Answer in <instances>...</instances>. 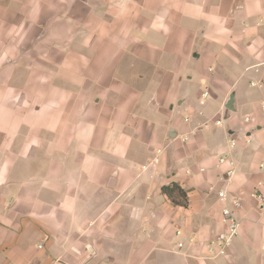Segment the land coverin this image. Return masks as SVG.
Returning a JSON list of instances; mask_svg holds the SVG:
<instances>
[{"label":"crops","instance_id":"0c3cea01","mask_svg":"<svg viewBox=\"0 0 264 264\" xmlns=\"http://www.w3.org/2000/svg\"><path fill=\"white\" fill-rule=\"evenodd\" d=\"M263 98L264 0H0V264H264Z\"/></svg>","mask_w":264,"mask_h":264},{"label":"built area","instance_id":"2783aa9c","mask_svg":"<svg viewBox=\"0 0 264 264\" xmlns=\"http://www.w3.org/2000/svg\"><path fill=\"white\" fill-rule=\"evenodd\" d=\"M208 95L207 91H203L201 97H206ZM260 109L264 112V98L260 101ZM245 121L248 118H244ZM220 120H216L219 123ZM231 146L235 144V140H230ZM160 152V150H157ZM225 164L227 168L223 171L221 180L223 186L221 188H216V196L218 200L222 203L220 209V223L223 229L214 233L205 242V252L207 258H216L219 256H224L227 254L230 245L233 240L239 235V229L241 221L238 218L236 212L242 207L241 198L236 195L233 191L229 189V185L232 183L233 177L235 175V163L229 157V154H222L218 158V165ZM258 169L264 171V158L259 162ZM264 187L263 181H258L254 186L251 196L254 197L260 206H264ZM213 186H209V190H213ZM175 235L177 237L182 236V231L180 229L175 230ZM184 241L179 239L176 242L178 248H182Z\"/></svg>","mask_w":264,"mask_h":264},{"label":"trees","instance_id":"16d2710c","mask_svg":"<svg viewBox=\"0 0 264 264\" xmlns=\"http://www.w3.org/2000/svg\"><path fill=\"white\" fill-rule=\"evenodd\" d=\"M162 192L167 195L170 201L176 205H187L186 191L177 183L172 182L161 187Z\"/></svg>","mask_w":264,"mask_h":264},{"label":"rangeland","instance_id":"374dc122","mask_svg":"<svg viewBox=\"0 0 264 264\" xmlns=\"http://www.w3.org/2000/svg\"><path fill=\"white\" fill-rule=\"evenodd\" d=\"M77 19H80V17L79 18H77ZM175 241V240H174ZM174 244H175V242H174ZM169 255V257L170 258H172L173 260H174V258H175V255H173V254H168Z\"/></svg>","mask_w":264,"mask_h":264}]
</instances>
